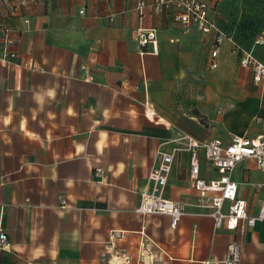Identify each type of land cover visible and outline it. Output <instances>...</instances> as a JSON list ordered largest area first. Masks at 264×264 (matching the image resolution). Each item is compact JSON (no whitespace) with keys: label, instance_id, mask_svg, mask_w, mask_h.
I'll return each mask as SVG.
<instances>
[{"label":"crops","instance_id":"1","mask_svg":"<svg viewBox=\"0 0 264 264\" xmlns=\"http://www.w3.org/2000/svg\"><path fill=\"white\" fill-rule=\"evenodd\" d=\"M137 1L0 0L17 53L3 58L0 32V228L10 239L0 264H222L238 238L241 264H264V220L242 238L217 224L179 139L264 135V81L235 51L242 43L264 62L254 40L264 0H207L233 39L216 67L213 33L186 31L172 12L140 21ZM141 25L158 29L157 49L138 42ZM175 148L164 195L186 213L172 228L169 214L136 209L158 151ZM199 159L203 178L220 176L203 150ZM233 178L256 215L264 171L245 158Z\"/></svg>","mask_w":264,"mask_h":264},{"label":"built area","instance_id":"2","mask_svg":"<svg viewBox=\"0 0 264 264\" xmlns=\"http://www.w3.org/2000/svg\"><path fill=\"white\" fill-rule=\"evenodd\" d=\"M134 9L139 14L140 21H143L148 9L156 15L172 12L173 21L179 23L186 31L194 24L205 35L213 33L215 43L211 51L212 67H216L218 64L217 59L222 42L226 39L233 41L227 31L211 18L207 0H139ZM0 32H2L3 58L6 61L15 59L17 53L12 50L15 39L9 28L0 23ZM137 40L142 46L152 44L157 49L158 29L152 26H139ZM255 43L264 44V32L255 39ZM235 51L239 55L240 64L253 71L254 82L256 84L263 82L264 62L253 51L246 49L240 43H235ZM181 138L186 140L185 148L190 151L191 184L199 190L201 199L206 201L205 206L211 209L209 215L215 218L217 224L225 223L227 228L234 230L242 238L249 227L255 226L259 220H264V203L256 215L248 213V202L245 198L238 196L239 187L233 178V171L238 163L245 158L254 160L256 166L264 171V135L258 134L252 137L247 134H234L225 143L217 137L203 142L189 134L182 135L179 139ZM180 149L158 151V163L149 173L152 185L140 193V201L136 209L138 214H169L172 228L177 227L186 213L185 204L175 202L164 195L175 152ZM201 150L220 173L218 178L206 180L200 174ZM95 175L102 180L104 178L103 169L97 167ZM225 201L229 202L227 211L223 210ZM66 205V199H62L60 207L65 208ZM240 241L238 238L230 242L226 256L219 262L241 264L242 246ZM9 245L8 235L0 228V248H7Z\"/></svg>","mask_w":264,"mask_h":264},{"label":"rangeland","instance_id":"3","mask_svg":"<svg viewBox=\"0 0 264 264\" xmlns=\"http://www.w3.org/2000/svg\"><path fill=\"white\" fill-rule=\"evenodd\" d=\"M250 2H252V3H254V1H250ZM261 20L263 21L264 20V16L261 18ZM262 23V22H261ZM259 24V23H258ZM262 31L263 30H259L256 34H255V36H254V38L256 39L261 33H262ZM254 39V40H255ZM242 44V43H241ZM243 45V44H242ZM244 46V45H243ZM245 47V46H244ZM246 49H248L247 47H245ZM259 58V57H258ZM260 59V58H259Z\"/></svg>","mask_w":264,"mask_h":264},{"label":"trees","instance_id":"4","mask_svg":"<svg viewBox=\"0 0 264 264\" xmlns=\"http://www.w3.org/2000/svg\"><path fill=\"white\" fill-rule=\"evenodd\" d=\"M228 33V32H227ZM229 34V33H228ZM230 35V34H229ZM195 112L197 113V115H199V112L198 110L195 109ZM201 116V115H200ZM202 117V116H201Z\"/></svg>","mask_w":264,"mask_h":264}]
</instances>
